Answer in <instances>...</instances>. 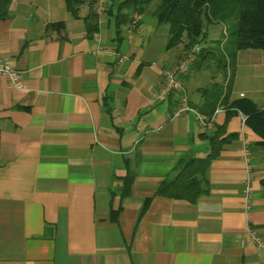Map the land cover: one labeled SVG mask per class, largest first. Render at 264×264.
<instances>
[{"label":"crops","instance_id":"obj_1","mask_svg":"<svg viewBox=\"0 0 264 264\" xmlns=\"http://www.w3.org/2000/svg\"><path fill=\"white\" fill-rule=\"evenodd\" d=\"M153 6L132 32L111 7L89 36L85 5L75 17L63 0L10 1L0 61L23 87L0 76V264H264L260 138L240 112L218 105L204 126L194 111L172 117L175 96L153 100L183 55L181 43L166 48ZM210 83L181 77L191 104ZM238 98L264 103L260 49L236 53L228 101ZM212 154L195 201L156 194Z\"/></svg>","mask_w":264,"mask_h":264},{"label":"trees","instance_id":"obj_2","mask_svg":"<svg viewBox=\"0 0 264 264\" xmlns=\"http://www.w3.org/2000/svg\"><path fill=\"white\" fill-rule=\"evenodd\" d=\"M10 1L0 0V19L7 17ZM63 1L68 12L75 17H78L79 8L85 5L87 13L83 22L86 32L89 36L96 32L99 16L96 13L95 0ZM152 1V13L157 22L168 25L166 48L176 47L181 43L183 58L195 45L201 46L194 54L188 69L208 73L212 83L200 90L202 100L199 104H191L187 97L188 105L203 115L207 123H211L218 105L225 111L242 113L244 123L260 138L257 147L264 150V103L258 106L248 98L228 101L236 53L243 49H260L264 52V0H111L106 10L115 7L118 11L116 18L119 17L121 23H129L133 12L141 14ZM230 14L235 15L234 27L226 34L223 50L214 51L206 45V29L213 22L222 21ZM230 58L233 61L232 68ZM218 134L213 132L210 135L211 143ZM214 156L215 154H212L204 160L189 161L174 180L162 181L156 194L195 201L199 195L206 192L205 171ZM130 179V174H127L124 181L127 183ZM148 202L149 199L144 201L139 215L145 210Z\"/></svg>","mask_w":264,"mask_h":264},{"label":"built area","instance_id":"obj_3","mask_svg":"<svg viewBox=\"0 0 264 264\" xmlns=\"http://www.w3.org/2000/svg\"><path fill=\"white\" fill-rule=\"evenodd\" d=\"M111 0H95V9L98 16H102L105 13L106 7ZM140 19L138 12H133L128 23V30H132L136 27ZM200 45H195L192 50L183 58L177 61V63L171 67L164 68L161 72V83L157 90L153 94V100L163 101L170 95L176 97L177 103L173 109L172 117L178 116L185 111H194L198 121L206 126L209 123L206 122V118L196 112L192 107L188 105L187 94L181 85V77L188 71L189 65L194 59V54L199 51ZM0 76L6 78V80L16 88H22L20 72L14 69L9 64L0 61ZM246 150V154H247ZM247 236L250 242H254L259 246L263 245L262 238L255 234L254 229H247Z\"/></svg>","mask_w":264,"mask_h":264},{"label":"rangeland","instance_id":"obj_4","mask_svg":"<svg viewBox=\"0 0 264 264\" xmlns=\"http://www.w3.org/2000/svg\"><path fill=\"white\" fill-rule=\"evenodd\" d=\"M234 20L235 15L230 14L227 18L223 19L222 21H215L211 24L210 27H213L212 29L215 30L214 37L215 39L211 41L209 44L210 48L214 51L220 52L223 50L226 45L225 38L226 34H229L232 28L234 27ZM224 28L226 32H224ZM231 61V68L233 67V61L232 58H230Z\"/></svg>","mask_w":264,"mask_h":264}]
</instances>
